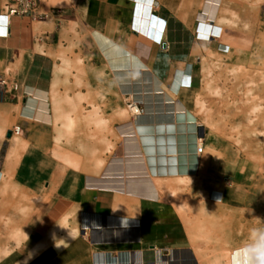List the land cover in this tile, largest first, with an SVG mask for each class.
I'll use <instances>...</instances> for the list:
<instances>
[{
    "label": "crops",
    "instance_id": "obj_1",
    "mask_svg": "<svg viewBox=\"0 0 264 264\" xmlns=\"http://www.w3.org/2000/svg\"><path fill=\"white\" fill-rule=\"evenodd\" d=\"M165 8L160 0H76L75 5L66 9L72 13V17L65 20V24L72 27L75 34L84 36L83 40L94 44L96 55H98L100 46L91 30L101 31L120 42L127 50L143 59L164 82L169 84L170 78L176 80L177 85L173 86L176 97L191 108L186 102V94L183 93L192 91L194 88L195 59L190 58L193 47L185 51L172 32L166 29L168 16ZM1 14L0 77L7 81V85L0 97V172L3 174V179H9V181L2 179L0 201L4 200L9 192L13 193L15 187L23 188L21 191L28 197L41 198L45 213L42 219H37L36 226L32 224L34 227L30 231L18 227L9 230L11 231L8 233L9 237L16 241L15 247L20 248L22 240H27L25 246L28 251L25 255L18 251L14 253L9 244H0V261L9 257V263L27 258L29 264H206V262H199L195 259L193 249L218 247L220 246L219 237L213 230L200 224L204 220L195 221L192 217L188 218L191 212H186L187 217H183L175 204L164 197L165 194L159 201H154L112 191L87 188L86 183L84 184L87 169L82 171L75 167L71 168L70 179H59L62 175L63 177L68 176L69 173L66 170L60 176L49 177V167L54 166V161H50L47 155L51 150L48 139L50 131L54 130V123L61 121L57 124L59 132L56 140H61L62 137L72 140L79 132L82 135H89L95 128L94 125L91 124L89 130L83 131L80 129L83 128L81 120L84 119L83 115L92 109L93 104L100 106L96 102H90L91 107L81 112L82 102L80 101L85 96L78 94L77 111L68 112L67 109H63V102H66L70 95L54 90L51 102L52 113L49 92L53 81L50 78V70L47 72L44 70L41 84L38 79L34 78L32 84H24L21 88L25 90V87L34 86L37 81V85L47 91L48 110L52 116V122L46 123L40 118L21 114L20 109L27 101L19 103L18 91L16 100L10 88L12 82L18 84L20 81L18 78H21L23 72L19 70V66L22 65L19 63L16 48L23 56H26L35 50L38 45L37 40L49 39L53 34L47 29L50 27L48 19H38L35 14L29 13L9 16L8 22V18L7 21L3 20ZM189 15L191 16H187L185 22L191 23L197 38L206 42L211 41V37L216 38L215 27L212 23L195 25L193 12ZM65 27L66 25L57 29L58 38L64 32ZM217 44L220 46L219 42ZM85 45H87L86 42L83 43L84 47ZM75 53H77L76 50ZM32 54V58L37 55L33 52ZM209 54H202L197 58L201 62L202 72L204 67L202 57ZM102 58L104 59L103 68L106 73V68L108 69L107 74L110 80H102L103 83L98 81L95 84H92L90 80L86 84L91 90L99 87L108 89L114 84L117 93L118 89L112 73L107 66L106 59L103 56ZM62 62L61 65L60 62L58 63V71L69 73L65 67L70 66L71 63L64 55ZM43 63L50 65L52 62L49 59H43ZM77 82L80 81L74 80L73 86ZM121 96L118 97L122 99ZM196 100L197 96H195V103ZM66 113L76 121L79 119L76 128L66 126ZM99 114L103 116L100 110ZM108 119H113V116L111 115ZM15 125H18L21 130L26 129L29 133L28 138L23 137L25 139L23 140L17 136L20 133H12V127ZM61 125L63 129H60ZM38 135L41 140L34 141ZM208 144L216 155L212 160L208 159L209 157L204 158L207 171L215 165L217 158L221 155L216 146ZM96 149H98L97 146L90 147L92 152ZM52 155L57 156L54 149ZM78 170L82 173L81 178L78 176ZM209 175L208 173L207 176ZM204 179L212 180V182L206 185ZM218 180L204 177L197 182V185L201 184L200 188L202 187L205 197L199 203H194L193 208L200 211L204 217H216L225 210V207L229 206L225 198V188H223L225 184L221 180L217 184ZM175 184L178 190L184 187L191 190L194 186V182L185 186ZM72 186L74 191L67 192ZM177 189L173 195L176 194ZM211 190L222 193V199L220 201L210 199ZM11 195L13 194L10 193ZM173 195L170 198L172 201L176 199ZM185 196V199H193L191 191H185ZM51 204L60 207L56 209L50 206ZM179 207L182 209L185 204L180 203ZM9 213L11 212L0 210V214L7 216L6 224L0 225V231H6L7 223L12 222L8 217ZM28 214L33 213L28 212ZM50 217L54 220H50ZM185 221L196 223L198 226L200 224L202 228L198 229L193 238H201V242L194 240L196 241L194 243L189 239ZM236 247L232 248L227 255L224 254L223 264H233L232 252ZM37 248L41 250L36 251ZM8 253L10 254L7 255Z\"/></svg>",
    "mask_w": 264,
    "mask_h": 264
},
{
    "label": "rangeland",
    "instance_id": "obj_2",
    "mask_svg": "<svg viewBox=\"0 0 264 264\" xmlns=\"http://www.w3.org/2000/svg\"><path fill=\"white\" fill-rule=\"evenodd\" d=\"M35 1L36 5L33 11L12 14L9 12L8 6L14 4L15 0H0V13L9 16L32 13L38 19H48L50 27H47V29L53 34L49 39L37 40L38 45L35 50L26 56H23L16 48L19 63L23 66H19V70L23 72L21 78H18V81L20 80L19 85L12 82L10 87L12 88V96L17 100L18 91L19 103L26 102L29 94L21 86L32 84L34 78L38 79L39 84H41L43 71L50 70V78L53 81L49 92L50 104L54 90L60 93L66 92L70 97L66 102H63V109L65 108L72 113L75 110L77 111V95L83 94L85 98L80 101L82 102L83 111H87L91 107L90 102H96L100 106L101 114L106 119L112 115L111 122H119L124 118L121 112H125V101L118 91L116 93L115 85L113 84V87H108V89L99 87L91 90L86 84L90 80H92V84L98 83V81L103 83L102 80H110V76L107 74L109 73L108 69L106 68V73L103 68L104 59L100 51L98 50V55L95 54V45L90 44L85 39L83 40L82 37L84 36L81 37L80 34H75L74 29L65 24L72 17V13L66 9L75 5L76 0ZM160 1L167 10L166 29L172 32L185 51H189L193 47L190 58L191 60L195 59L194 88L192 91L183 93L186 94V102L191 108L197 110V101L204 102L212 109V120L215 122V126L211 127L209 124L204 123L202 137L205 138V143L208 142L216 146L222 155V158L219 155L215 165L210 167L208 171L204 163L203 174L195 179L192 190L188 188L178 190L174 195L176 199H173V201L167 196L162 195V197L164 196L167 200L173 202L183 217H187L186 212H191L188 218L192 217L195 221L204 220L200 224L213 230L219 237L220 246L218 247L194 248L195 259L199 262H206V264H223L225 262L224 254L227 255L232 248L241 243L259 240V233L264 232V127L259 123L256 128L258 130L262 129L263 132L252 131L247 127L246 119L240 123L239 116H237L239 112L232 104L234 99H237L238 105L242 106L244 113H246V109L257 101L251 100V95L246 91L249 88L258 94L264 91V0H172L173 4L170 2L171 0ZM191 10L193 11L195 25L201 23V20L215 24L216 38L212 39L211 37V41L208 42L197 38L191 23L185 22L186 17L191 16L189 15ZM65 25L64 32L58 38L57 29ZM85 42L87 45L84 47L83 43ZM218 42L220 46H216ZM48 44L50 45L48 46ZM75 50L77 53H75ZM32 52L37 54L34 58H32ZM208 53L210 54L207 56L211 60L209 62L203 61L202 72L201 62L197 58ZM63 55L71 63L70 66L65 67V70L69 73L58 71L57 66H59V62L60 65L63 63ZM80 55L81 58H79ZM43 59H49L52 63L47 65L43 63ZM210 66H212L211 70L208 69ZM74 80L80 82L73 86ZM218 90L224 95L229 94L226 101L220 97ZM3 91H5V86ZM118 96H121L122 99ZM195 96H197V104L195 103ZM118 105L120 107H117ZM50 107V111L53 113L52 104ZM115 109L116 114L114 117ZM262 114H264V111ZM200 117L201 114H199ZM65 119L67 127H77L78 122L70 126L68 119ZM58 123H61V121L54 123V130L50 131L48 139L51 150L47 155L51 159L50 161H54V166L49 167V177L60 176L66 170L69 173L68 176L63 177L62 175L59 179H70L71 168L86 170V168L84 169L85 163L90 161V155H92L90 147L97 146L98 149H102L104 146L100 140V131L96 128H93L89 135L84 133L82 135L79 132L72 140H66L64 137L61 140H56L55 138L59 132L57 130ZM37 129L39 130V128ZM60 129H63V125ZM80 129L83 131L85 129L89 130L88 128ZM17 136L25 140L23 137L28 138L29 133L22 128ZM39 139L41 140L40 135L34 141ZM87 140L89 144H87ZM114 142V147L101 151L105 158L111 150L119 153L120 144L117 143V140H114ZM208 146L211 150L209 152L210 157L213 159L216 153L210 144ZM53 149L56 151L57 156L52 155ZM205 156L207 157V155ZM208 173L209 176H207ZM78 176L79 178L82 177L79 170ZM49 177L46 178L49 179ZM204 177L219 179L217 184L220 180L225 184L223 188H225V198L229 206L225 207V210L216 217H204L200 211L193 208L194 203H199L205 197L202 189L197 185V182ZM3 180L9 181V179ZM204 182L207 185L212 180L204 179ZM22 189L15 187L13 193L9 192L7 197L0 201V210L11 212L8 217L12 220L11 223H7L6 231H0V244L7 243L13 248L14 253L18 251L20 254L25 255L28 251L25 243L28 241L22 240V246L16 248V241L8 235L11 232L9 230L18 227L30 231L34 227L32 224L36 226L37 219L43 218L45 210L40 197H28L27 194L21 191ZM72 191H74L73 186L69 187L67 192ZM185 191L192 192V200L185 199ZM10 193L13 195L10 196ZM180 203H184L185 207L180 209ZM54 205L51 204L50 206L56 209L60 207ZM28 212L33 214L29 215ZM6 218V215L0 214V225L4 226L6 224ZM50 220L54 219L50 217ZM185 223L189 239L194 243L196 241L201 242V238H193V235H196L201 227L200 224L198 226L193 222L185 221ZM38 250L41 249L37 248L36 251ZM9 261V257H7L0 261V264H29L27 258L17 259L10 263Z\"/></svg>",
    "mask_w": 264,
    "mask_h": 264
},
{
    "label": "bare ground",
    "instance_id": "obj_3",
    "mask_svg": "<svg viewBox=\"0 0 264 264\" xmlns=\"http://www.w3.org/2000/svg\"><path fill=\"white\" fill-rule=\"evenodd\" d=\"M1 18L6 21L8 18L9 22V15L1 14ZM201 21L209 24L208 21ZM91 33L106 59L118 92L123 95L125 112H121L124 118L117 123L101 116L99 107L94 104L92 109L83 115L82 127L89 128L91 124L94 125L96 130L100 131V140L104 146L93 151L90 161L85 163L88 170L84 175V184L86 183L87 188L122 193L141 199L159 201L164 194L171 198L177 189L175 183L184 186L193 184L195 179L203 174L205 155L212 159L209 154L211 150L202 137L204 123L215 126L212 109L201 101H197L198 110L189 108L175 95L173 86L177 85L176 80L170 78V83L167 84L143 59L127 50L120 42L98 30H91ZM93 41L96 43L94 39ZM202 60L209 62L211 59L203 56ZM211 68L212 66L208 69ZM25 90L29 94L28 100L21 107L20 113L40 118L46 123L52 122L47 91L39 87L37 81L34 86L25 87ZM220 92L218 90L220 97L226 101L229 94ZM246 92L251 95V100L257 101L244 113L242 106L237 103L238 100L234 99L232 104L239 112V122L242 123L246 119L250 130L263 132L262 129L258 130L256 125L260 123L264 127V91L258 94L249 88ZM80 111L84 112L83 108H80ZM65 118L70 126L79 121L70 118L68 113ZM11 131L19 134L21 128L15 126ZM114 140L120 144V151L115 153L111 150L105 158L101 151L114 147ZM2 179L3 174L0 172V190ZM209 196L217 201L222 199V193L212 190ZM257 242H245L233 249V264H255L250 248Z\"/></svg>",
    "mask_w": 264,
    "mask_h": 264
},
{
    "label": "built area",
    "instance_id": "obj_4",
    "mask_svg": "<svg viewBox=\"0 0 264 264\" xmlns=\"http://www.w3.org/2000/svg\"><path fill=\"white\" fill-rule=\"evenodd\" d=\"M35 5V0H15L14 4H10L8 6V9L12 14H23L28 11H33L35 9ZM6 85L7 81L4 78L0 77V97L3 94V87Z\"/></svg>",
    "mask_w": 264,
    "mask_h": 264
},
{
    "label": "clouds",
    "instance_id": "obj_5",
    "mask_svg": "<svg viewBox=\"0 0 264 264\" xmlns=\"http://www.w3.org/2000/svg\"><path fill=\"white\" fill-rule=\"evenodd\" d=\"M261 239L250 248V254L255 260V264H264V232L259 233Z\"/></svg>",
    "mask_w": 264,
    "mask_h": 264
},
{
    "label": "water",
    "instance_id": "obj_6",
    "mask_svg": "<svg viewBox=\"0 0 264 264\" xmlns=\"http://www.w3.org/2000/svg\"><path fill=\"white\" fill-rule=\"evenodd\" d=\"M10 134V133H9Z\"/></svg>",
    "mask_w": 264,
    "mask_h": 264
}]
</instances>
